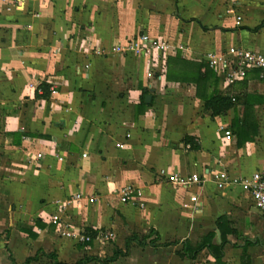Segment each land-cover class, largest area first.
I'll return each instance as SVG.
<instances>
[{
    "label": "crops",
    "instance_id": "crops-1",
    "mask_svg": "<svg viewBox=\"0 0 264 264\" xmlns=\"http://www.w3.org/2000/svg\"><path fill=\"white\" fill-rule=\"evenodd\" d=\"M140 34L168 41L169 54L111 52ZM230 47L264 53V0H36L8 11L0 3V264L106 258L152 229L157 247L132 243L110 264H217L206 248L188 257L207 235L213 245L224 237L222 264H264V217L251 195L212 181L219 171L264 172V83L256 71L232 87L220 80L235 106L211 117L192 84L164 77L177 52L200 62ZM41 83L48 99L35 98ZM246 96L257 134L239 146L230 127L242 124ZM173 174L201 182L184 189ZM129 184L142 196L123 204L118 192ZM56 211L69 230L99 235L89 245L62 237L50 221Z\"/></svg>",
    "mask_w": 264,
    "mask_h": 264
},
{
    "label": "built area",
    "instance_id": "built-area-1",
    "mask_svg": "<svg viewBox=\"0 0 264 264\" xmlns=\"http://www.w3.org/2000/svg\"><path fill=\"white\" fill-rule=\"evenodd\" d=\"M36 0H0L5 10H23L29 2ZM236 25H239V20H236ZM171 50L168 41L151 37L147 34H140L139 36L129 39L124 43L117 44L112 47L111 52L114 54L130 53L133 56L152 59L154 55L162 54L166 57ZM204 61L208 64L209 68L214 72L215 76L219 78L225 87H232L237 83L245 80L248 72L256 71L259 80L264 83V53L247 50L240 47H230L225 52H207ZM88 66H85L87 68ZM148 77H152V73H147ZM158 79L161 77L158 76ZM231 98V96L227 95ZM222 130L224 128H221ZM224 136L226 139L231 138V133L225 130ZM118 148H123L118 145ZM187 148L189 146L187 145ZM41 154H37L36 158H40ZM83 157L85 155L83 154ZM160 174L163 176L164 172ZM170 181L178 184L184 189L192 184H199L201 179L199 176H191L188 178H181L177 174L170 176ZM212 181L215 182L218 188H223L226 185L239 187L241 190L249 193L252 197L254 207L263 213L264 217V172H256L250 176H235L231 177L225 171H219L213 176ZM142 191L135 186L129 184L123 186L119 192V201L123 204L131 203L134 199L140 198ZM80 199V194L75 196ZM191 202L196 200L195 197L190 198ZM70 202H64L62 210H64ZM60 211H56L50 218L52 224L62 229L61 236L67 239H73L77 243L87 244L92 242L89 236L82 232L69 230L65 225L61 224Z\"/></svg>",
    "mask_w": 264,
    "mask_h": 264
},
{
    "label": "trees",
    "instance_id": "trees-1",
    "mask_svg": "<svg viewBox=\"0 0 264 264\" xmlns=\"http://www.w3.org/2000/svg\"><path fill=\"white\" fill-rule=\"evenodd\" d=\"M165 80L168 82L176 83H186L192 84L195 88V97L203 102V109L205 112L210 113L211 117H219L225 114L227 111L232 109L235 104L232 99L224 96L218 89L220 79L217 78L214 72L209 68L205 61L195 62L185 60L181 57L180 52H177L173 57H167L165 70H164ZM41 91L39 94L35 91L36 99H48L50 96V87L48 84L41 83L38 86ZM253 96H246L244 98V117L242 124H238V121H233L230 129L234 132L237 138V144L240 146L243 143L252 142L257 134V126L255 124L248 125L246 121L252 118L254 103ZM147 105L144 104V94L141 97L139 109H144ZM185 144L192 143L191 138L184 139ZM83 234L90 237L91 240L95 239L99 234L94 231H85ZM222 234V233H221ZM213 235H207L202 239L197 248L188 254L190 259H193L198 252L206 248L210 252L211 256L215 259L217 264H222V246L224 243V237L221 235V244L213 245L211 243ZM158 241V236L155 230H150L149 234L139 236L137 234H131L125 240V249L121 250L115 248L110 257L103 258L101 256H83L73 264H110L115 262L121 257L128 255V248L132 243H136L140 247L149 245L151 247H157L156 242ZM91 242L85 244L89 245ZM171 244H163V246H168ZM53 259V264H63L57 262L55 254H50ZM10 259V256H9ZM32 259H27L26 263H29Z\"/></svg>",
    "mask_w": 264,
    "mask_h": 264
},
{
    "label": "water",
    "instance_id": "water-1",
    "mask_svg": "<svg viewBox=\"0 0 264 264\" xmlns=\"http://www.w3.org/2000/svg\"><path fill=\"white\" fill-rule=\"evenodd\" d=\"M149 101H150V96L147 95V96L145 97V103H149ZM252 211H253L254 213L258 214L259 216L263 217V213H262L261 211H259L257 208L252 209Z\"/></svg>",
    "mask_w": 264,
    "mask_h": 264
}]
</instances>
